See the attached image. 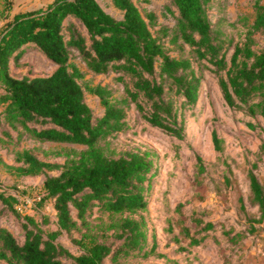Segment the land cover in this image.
Instances as JSON below:
<instances>
[{
    "label": "trees",
    "instance_id": "16d2710c",
    "mask_svg": "<svg viewBox=\"0 0 264 264\" xmlns=\"http://www.w3.org/2000/svg\"><path fill=\"white\" fill-rule=\"evenodd\" d=\"M7 1V0H6ZM123 12L118 19L104 9L98 0H54L46 6L17 13L0 32V147H12L14 163L7 164L0 153V164L14 168L16 174L45 173L41 200L54 199L58 228L45 230L33 215H22L15 204L18 197L0 188L3 207L23 219L24 240L6 226L0 225V260L8 264H121L130 257H148L158 247L156 232L150 229L147 216L153 181L159 173L160 154L153 148L138 147L119 154L108 152L100 142L118 135L128 126L127 110L132 103L149 124L160 127L178 139L185 137L186 110L200 97L202 75L193 59H204L206 66L218 77L227 104L243 109L252 117L264 120V49L256 50L255 33H264V0H255L254 17L245 18L243 38L224 35L210 19L211 0H171L179 15L171 39L189 45L194 58L169 53L165 40L151 29L156 15H144L134 0H111ZM75 18L88 33L72 27L64 32L66 19ZM76 47L85 66L94 73L119 72L126 96L117 98L113 89L101 83L85 85L80 81L84 67L72 61L70 47ZM32 47L56 65L49 75L17 77L11 73V59ZM86 92L96 94L104 105V113L95 115L86 100ZM256 126L259 122H251ZM263 129L262 125L260 126ZM25 138L39 143L70 144L56 149L62 162L39 157L30 148H18ZM212 140L217 160L225 166L224 180H230L231 165L227 160L225 138L216 128ZM108 144V142H107ZM259 158L253 160L247 176L249 195L258 216L245 210L247 227L228 228L223 221L207 219L194 207L190 222L170 220L169 229L181 250L218 238L220 225L223 238L240 241L258 230L264 222V183L256 169L264 158V139ZM212 161L195 154L194 175L205 177ZM56 170L51 174L48 171ZM243 208V196L239 197ZM183 202L177 204L182 213ZM72 207L76 209L73 212ZM107 212L110 220L104 231L113 230V240L99 234L100 224L89 217L93 208ZM80 230L72 236L78 253L58 241L66 231ZM186 238L187 242H182ZM165 264H181L168 254L158 252ZM65 259H71L68 263Z\"/></svg>",
    "mask_w": 264,
    "mask_h": 264
},
{
    "label": "rangeland",
    "instance_id": "374dc122",
    "mask_svg": "<svg viewBox=\"0 0 264 264\" xmlns=\"http://www.w3.org/2000/svg\"><path fill=\"white\" fill-rule=\"evenodd\" d=\"M52 0H0V32L7 20L15 10L25 11L40 6H46ZM105 10L116 18L123 17V12L118 9L111 0H98ZM144 15L150 11L154 12L156 18L151 23V29L159 38L165 40L166 49L175 56H190L194 58L193 51L189 45H184L182 40L171 39L175 33L177 7L171 0H134ZM255 0H211L208 12L212 24L219 27L224 35H232L236 40L243 38L245 18L252 20L254 17ZM83 33L87 41L88 33L80 21L75 18L66 19L64 32L69 35L70 29ZM256 50L264 49V33H255ZM23 52L18 57L11 59V73L17 77L23 75H49L55 70V65L42 53L32 47L22 48ZM71 60L84 67L85 75L80 81L85 85L101 83L113 89V95L117 98L126 96L124 83L119 78V72L110 70L107 73L97 74L89 70L81 59L79 50L70 47ZM204 59H193L194 67L199 69L202 75L200 97L192 108L186 110L185 137L178 139L160 127L149 124L140 115V112L132 103L127 110L128 126L114 137L101 140L108 152L119 154L127 149L149 146L159 152L160 165L158 175L153 181V189L150 195L148 211L144 214L148 219L150 229L149 241L152 240L151 230L156 232L158 247L150 256L130 257L123 260L121 264H165V258L158 257V252L168 254L173 259H178L181 264H264V222H257L258 230L255 233L244 235L241 240L230 241L223 238L220 225L216 232L218 238L205 240L201 245L191 246L187 250H181L179 244L174 240V232L180 229L177 224L174 231L169 229V223L182 220L190 222L189 214L194 207L205 213L207 219L223 221L230 228L244 230L247 227L245 210L258 216V207L253 206L249 195V179L247 176L253 160L259 158V148L264 139V120L252 117L243 109H235L227 104L223 97L218 77L206 66H201ZM86 100L92 107L95 115L104 113V105L100 98L93 93L86 92ZM249 121L257 123L254 127ZM263 129H261V126ZM216 128L225 138V154L231 165L230 180H224L223 171L225 166L217 160L216 151L212 140V130ZM108 142V144H107ZM70 146L66 143L43 142L39 143L29 138L21 141L18 148H30L39 157L49 161L62 162L64 156H57L56 149ZM15 146L0 147V153L5 155V162L13 164L12 154L7 150ZM201 154L207 161L214 162L209 166L205 177L200 181L195 179V154ZM6 163L0 164V188L7 194L18 197L15 204L17 210L22 214H30L45 230L58 228L54 199L41 200L45 194L43 181L45 173L37 175L16 174L14 168ZM51 174L56 170L48 171ZM260 180L264 183V158L259 162L256 169ZM243 196V208L240 200ZM28 205L19 208L20 202L26 201ZM183 202L182 214L178 212L177 204ZM73 212L76 209L72 207ZM93 224H100L99 234H107L109 240L113 230L104 231L110 216L103 213L97 207L89 217ZM23 219L11 210L3 207L0 201V225L9 228L19 240H24L25 230L22 226ZM72 236H80L77 229L71 234L63 231L58 241L69 248L73 253H78V246L72 241ZM186 238L182 242H187ZM70 263L71 259H65ZM0 264H8L0 260ZM105 264H113L106 259Z\"/></svg>",
    "mask_w": 264,
    "mask_h": 264
},
{
    "label": "water",
    "instance_id": "95a60500",
    "mask_svg": "<svg viewBox=\"0 0 264 264\" xmlns=\"http://www.w3.org/2000/svg\"><path fill=\"white\" fill-rule=\"evenodd\" d=\"M53 1H54V0L50 1L49 3L53 2ZM49 3H48V4H49ZM48 4H47V5H48ZM19 12H21V11H20V10H15V11L11 14L10 18L7 20L5 26H6L10 21H12V20L14 19L15 15H16L17 13H19ZM5 26H4V27H5ZM4 27H3V28H4ZM3 28H2V29H3Z\"/></svg>",
    "mask_w": 264,
    "mask_h": 264
},
{
    "label": "built area",
    "instance_id": "2783aa9c",
    "mask_svg": "<svg viewBox=\"0 0 264 264\" xmlns=\"http://www.w3.org/2000/svg\"><path fill=\"white\" fill-rule=\"evenodd\" d=\"M27 205H28L27 200H26V201H23V202H20V204H19V208H23V207H25V206H27Z\"/></svg>",
    "mask_w": 264,
    "mask_h": 264
},
{
    "label": "crops",
    "instance_id": "0c3cea01",
    "mask_svg": "<svg viewBox=\"0 0 264 264\" xmlns=\"http://www.w3.org/2000/svg\"><path fill=\"white\" fill-rule=\"evenodd\" d=\"M24 49H26V47H23ZM28 48V47H27ZM30 48V47H29ZM53 63V62H52ZM54 64V63H53ZM55 65V64H54ZM56 66V65H55ZM56 68V67H55ZM0 110H1V107H0Z\"/></svg>",
    "mask_w": 264,
    "mask_h": 264
}]
</instances>
